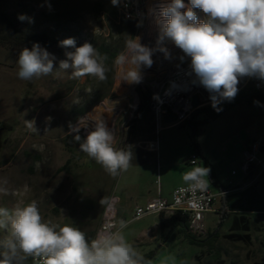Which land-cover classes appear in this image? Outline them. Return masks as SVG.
I'll use <instances>...</instances> for the list:
<instances>
[{"label": "rangeland", "instance_id": "rangeland-1", "mask_svg": "<svg viewBox=\"0 0 264 264\" xmlns=\"http://www.w3.org/2000/svg\"><path fill=\"white\" fill-rule=\"evenodd\" d=\"M151 1L155 0H141L142 20L135 36L140 40L143 32L149 29L146 46L157 33L156 26L149 25L150 11L151 6L160 2ZM0 3L17 26L48 34L52 42L47 51L56 58L52 74L31 81L22 80L17 75L18 56L0 43V181L7 180L8 188V194L0 193V207L11 210L17 205L27 204L26 192L23 191L31 173L27 167L33 165L34 181H41V170L46 166L51 176L50 199L42 206V200L36 195L34 198L46 222L60 226L72 224L82 231L94 229L103 205L101 200L110 195H120L130 198L123 219L127 227L123 231L133 245L137 240V230L150 221L128 222L133 216L136 196L145 191L142 185L157 178L155 156L145 161V156L136 149L139 143L147 144L143 142L147 133L158 141L155 145L161 149L159 160L162 165H171L172 168H167L171 171V181L183 182L182 176L186 171L203 166L210 169L207 179L213 191H217L220 185L232 186L234 180L242 175L241 158L246 146L257 140L264 142V107L247 99L215 120L199 123L205 115L197 113L191 120L166 127L158 135L152 110L146 112L136 126L134 118L140 105L138 87L148 91L150 83L162 74V66L144 71L145 81L136 84L137 97L130 96L129 103L120 114L104 118L102 114L107 103L127 91L128 82L121 80L124 69L115 63L130 39L120 27L122 0L118 6H114L111 0H0ZM19 15L30 19L20 21ZM67 38H74L76 47L88 42L101 53L105 47L116 54L107 61L106 81L92 76L73 79L71 69H58L59 62L66 59L65 53L75 51L74 48L60 46V42ZM253 89L247 86L237 94L251 93ZM77 96L78 103L73 101ZM25 121H34L37 131H31ZM96 121L104 122L115 133L114 148L130 146L133 152L130 168L115 178L80 151L77 145L65 142L69 139L74 142V139L67 138L70 134H77L72 126H79V134L85 138L87 129L94 130ZM194 131L197 133V150ZM192 153L198 155L197 164L190 163ZM259 157L263 158L264 152ZM165 172L166 168L163 169L164 177ZM258 185L264 194V180L260 179ZM40 193L38 191L39 198ZM249 219L250 239L246 241L227 238L226 235L231 233L227 221L217 238L211 236L201 244H193L175 231L163 249L158 243L133 246L143 256L155 251L157 254L151 260L152 264H260L264 261V214L249 216ZM221 221L219 213H206L203 238H207L209 232L214 233ZM6 236V231L0 229V241ZM3 251L0 247V252Z\"/></svg>", "mask_w": 264, "mask_h": 264}, {"label": "clouds", "instance_id": "clouds-1", "mask_svg": "<svg viewBox=\"0 0 264 264\" xmlns=\"http://www.w3.org/2000/svg\"><path fill=\"white\" fill-rule=\"evenodd\" d=\"M118 6L120 0H111ZM206 14L198 21L194 9ZM183 10V11H182ZM18 19H30L19 15ZM157 36L155 45L140 43L139 37L129 39L126 49L115 60L122 66L121 80L140 83L142 68H151L153 55L162 53L171 59L166 46L170 41L184 56L191 58L190 69L196 80L211 95L212 107L218 109L221 101H231L238 93L242 77L264 80V0H161L155 17ZM67 51L66 59L59 62V70L71 69V78L92 76L107 80L106 53H101L91 43L76 47L74 38L60 42ZM184 56L180 59L183 60ZM55 56L38 43L23 48L18 56V78L31 81L53 73ZM175 86V85H173ZM79 102L77 96L73 100ZM31 131H37L34 121H25ZM86 126V125H85ZM77 134L79 149L94 159L113 178L126 172L133 159L130 146L114 148L115 133L104 122H95L81 141L79 126H72ZM210 169L195 166L186 171L182 179L187 188L181 191H206ZM7 180L0 181V193L8 194ZM25 185L23 191L27 192ZM101 203H108L102 199ZM127 223L111 225L88 239L85 232L72 224L53 225L46 222L36 201L20 204L9 210L0 207V229L7 236L0 241V264H25L29 259H39V264H152L128 242L124 229ZM115 228V230H113Z\"/></svg>", "mask_w": 264, "mask_h": 264}, {"label": "built area", "instance_id": "built-area-1", "mask_svg": "<svg viewBox=\"0 0 264 264\" xmlns=\"http://www.w3.org/2000/svg\"><path fill=\"white\" fill-rule=\"evenodd\" d=\"M194 10L202 16V21H205V13L198 8ZM122 14L127 19H137L140 22L142 20L141 0H122ZM181 56H184V53L175 48V51L171 53V59H168L166 68L162 70V74L150 83V107L154 114L157 135L166 127L185 122L197 109L212 104L211 94L199 84L194 73L191 72V58L184 56V59L181 60ZM249 85L256 90H264V80L255 77L240 78L238 90ZM194 97H197L199 102L197 107L193 105ZM170 114L177 115V119L172 122H165V117ZM263 152L264 142L258 140L249 144L245 151L241 169L247 177H251V185L256 184L260 179L264 180V157H259V154ZM190 163H198L196 153L191 154ZM257 170L259 173H256ZM185 188H187V185L176 188L173 191L171 201L157 197L144 206H137L134 211V220H140L150 215H170L180 210L190 215V228L193 233L197 235L205 234L204 220L206 213L218 212L219 197L226 194L227 191L221 189L217 193L211 189L210 184H208L206 191H197L195 194L190 191H181ZM111 225L119 226L116 200L106 206L97 233ZM32 264H39V259H32Z\"/></svg>", "mask_w": 264, "mask_h": 264}, {"label": "trees", "instance_id": "trees-1", "mask_svg": "<svg viewBox=\"0 0 264 264\" xmlns=\"http://www.w3.org/2000/svg\"><path fill=\"white\" fill-rule=\"evenodd\" d=\"M120 27L125 30L130 39L135 38V36L138 34L140 29V22L137 19H127L123 14L120 18ZM52 39L50 36L46 33H40V32H34L29 27L25 26H17L15 20L11 18L7 13L2 9L1 3H0V43L6 47L9 50H12L17 56H19L20 51L23 48H29L31 49L33 44L38 43L42 48L46 49L51 45ZM103 53H106L111 59V57L116 56V54L111 49H106L105 47L102 48ZM251 87V85H249ZM139 97H140V105L135 113L134 123L136 126L141 122V118L144 116L146 112L151 111L150 107V99H151V90L150 88L148 91L144 90L142 87H138ZM264 90H256L253 89L251 93H243V94H237L235 98L231 101H221L218 104V109H214L212 107V104L203 106L199 109H197L186 121L191 120L193 116H195L197 113H203L205 117L202 119V121H199V123H207L210 120H215L228 110H230L232 107H234L236 104L242 102L244 99L250 100L253 104L264 107ZM262 98V99H261ZM152 128H154V125H152ZM138 131L135 130V133ZM81 136V141L84 138V135L79 134ZM75 135H68L67 138L74 139ZM193 140L195 149H198L197 145V133L194 131L193 133ZM66 143H72L79 147V142H77L74 139V142L70 139L68 141H65ZM222 189H226V187H221ZM258 197L262 198L263 201L257 200L254 204L249 205L251 206L250 211H246L248 209H238L242 210L240 216L238 219H235V223L231 226V233L227 234V238L233 241H246L250 239L249 231L251 229V222L249 219V215L253 214H264V196L259 194L257 192ZM226 197H222V210L218 213L221 217L224 216L225 211H229L232 213V208H228L229 210H226L224 207L223 201ZM236 201H234V204ZM238 203V202H237ZM245 203L241 205H237V207H242ZM245 207V206H244ZM236 209V208H235ZM234 210V209H233ZM246 212V213H245ZM223 219V218H222ZM160 221L161 226L163 229H170V233L173 231H178L180 234H182L189 242L193 244H201L206 242L211 236L217 238L220 228L223 226V221L219 223V228L214 232L210 233L207 238H203L204 234L197 235L192 232L190 228V221L191 217L188 213H183L180 210H177L173 212L170 215L161 214L160 215ZM243 221H246V225H242ZM86 236L89 240L94 238L96 234L92 231H84ZM216 241V239L214 240ZM169 244V243H168ZM160 247L163 249L166 247V245H160ZM156 252L151 251L149 254H145L144 257L146 260H152L156 257ZM25 264H32V258H29ZM194 264V263H192ZM260 264H264V261Z\"/></svg>", "mask_w": 264, "mask_h": 264}, {"label": "crops", "instance_id": "crops-1", "mask_svg": "<svg viewBox=\"0 0 264 264\" xmlns=\"http://www.w3.org/2000/svg\"><path fill=\"white\" fill-rule=\"evenodd\" d=\"M149 133H147V135L145 136L146 139L143 141L145 143H147L146 145H136V149L140 154H143L145 156V161H149L153 159V155L155 156V173H156V180L150 184L145 183V185H142L144 187L145 191L141 192L140 194H137L136 196V204L135 207L133 209V216L130 219V221H141V220H146V219H150V221H148L147 223L143 224V226L137 230L136 232V242L133 243V245H151L153 243H158V245H168L169 240L171 239L172 235L174 236L175 231L170 233V229H163L161 226V221H160V215H150V216H146L140 220H134V211L135 208L137 206H144L146 205L149 201L157 198V197H161L164 199H167L169 201L172 200V194L173 191L180 187V186H184L185 183L183 182H176V181H171V171H169L167 168H172L171 165L168 164H164V166L162 165V163L160 162L161 157L159 158V153L161 152L160 147H158L157 144L158 141L154 140L153 138L148 136ZM248 146H246V148L243 149L242 151V158H241V164L243 162V159L245 157V151L247 149ZM160 159V160H159ZM70 161V160H69ZM46 167V166H45ZM43 167L41 170V181H34V176H35V169L33 168V165H29L27 167V170L31 169V173L29 176H27V179L29 180L27 183L28 186V191L26 192V197H27V203L34 201L35 195L36 198H38L39 200H42V206L46 205V203L49 201L50 199V192H51V180H50V169L49 168H45ZM166 168V172H165V177L163 174V169ZM39 171V170H36ZM242 171V169H241ZM234 175H237V172L234 173ZM251 177H247L245 175V173L242 171V175L235 179L234 182L231 184L232 186L229 185H220L218 187V190L215 192H219L222 188L221 187H226L227 193L224 194L223 196L219 197L218 203H217V207H218V212L221 211L222 208V197H226L223 201L224 207L226 208V210H229L228 208H232V213L229 211H225L224 216L222 217V221H223V225L225 222L229 221V229L231 228V226L235 223V219H238V217L241 214L242 210H238L240 209H248L246 211H250L251 206L254 204L257 200L259 201H263L262 198L258 197L257 192L259 194H261L262 196H264L263 192H261L259 190V181L254 184L251 185ZM40 182V183H39ZM138 186V185H137ZM141 186V185H139ZM138 186V187H139ZM38 191H40V198L37 197ZM130 195V194H129ZM38 199H36L38 201ZM129 199V200H128ZM131 199H133V197H131ZM108 201V203H103L101 210H100V215L98 217V221L96 223V226L94 227V229L88 230V231H92L95 234L97 233L101 221H102V217H103V213L104 210L106 208V206L112 202L113 200L117 201V207H118V214H119V221L123 220L126 217V213H127V208L130 205V198H124L122 196H118V195H110L108 196V198L106 199ZM234 201H236V203L234 204ZM238 202V203H237ZM245 203V207L242 205V207H237V205H241ZM236 208V209H235ZM238 208V209H237ZM234 209V210H233ZM217 212V213H218ZM246 213V212H245ZM256 214L253 215H249V216H254ZM250 219L253 220V218L250 217ZM247 222L243 221L242 225H246ZM166 230V231H165Z\"/></svg>", "mask_w": 264, "mask_h": 264}, {"label": "bare ground", "instance_id": "bare-ground-1", "mask_svg": "<svg viewBox=\"0 0 264 264\" xmlns=\"http://www.w3.org/2000/svg\"><path fill=\"white\" fill-rule=\"evenodd\" d=\"M151 2H154V3L160 2L161 3V0L151 1ZM160 3H156L153 6H151L150 24L149 25L152 26V27L156 26L155 25V17L159 13V5H160ZM195 13L197 15L198 21H202L203 20L202 16L199 13H197L196 11H195ZM148 30L149 29L145 30L143 32V35L140 38V43L143 44V45H146L149 42L148 39H147ZM156 36H157V33H156L155 37L153 38V40L150 41L149 47H153L155 45ZM166 46L169 48L170 53H172V51L174 52L175 48L177 49V47H175V45L172 44L170 41L167 43ZM152 58H153V61H154L152 67L151 68H142V70H141L142 80H141L140 83H143L145 81L144 71L149 70V69L158 68V67H161V66L163 67L162 68L163 70L166 68L168 59H165L162 53L157 52L156 54L153 55ZM125 88L127 89V91L121 97H119V98H117L115 100H111V101H109L107 103L106 108H105V110L103 111V114H102L104 118L107 117V116H116V115L120 114L125 109L127 104L129 103L130 96L137 97V94H136L137 93L136 92V83H129L128 82L126 84ZM91 129L88 128L87 132L89 133L90 131H92Z\"/></svg>", "mask_w": 264, "mask_h": 264}, {"label": "water", "instance_id": "water-1", "mask_svg": "<svg viewBox=\"0 0 264 264\" xmlns=\"http://www.w3.org/2000/svg\"><path fill=\"white\" fill-rule=\"evenodd\" d=\"M193 105H194L195 107H197V106L199 105V102H198L197 97H194V98H193ZM176 119H177V115H175V114H170V115H168V116L165 117V122H172V121H174V120H176ZM262 150H263V149H262Z\"/></svg>", "mask_w": 264, "mask_h": 264}]
</instances>
